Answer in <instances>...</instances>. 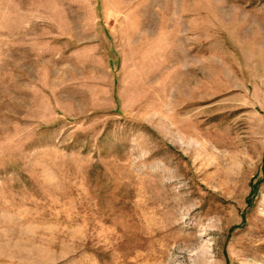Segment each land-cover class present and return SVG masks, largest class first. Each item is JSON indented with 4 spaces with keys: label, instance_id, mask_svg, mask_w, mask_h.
I'll return each instance as SVG.
<instances>
[{
    "label": "rangeland",
    "instance_id": "1",
    "mask_svg": "<svg viewBox=\"0 0 264 264\" xmlns=\"http://www.w3.org/2000/svg\"><path fill=\"white\" fill-rule=\"evenodd\" d=\"M0 264H264V0H0Z\"/></svg>",
    "mask_w": 264,
    "mask_h": 264
}]
</instances>
